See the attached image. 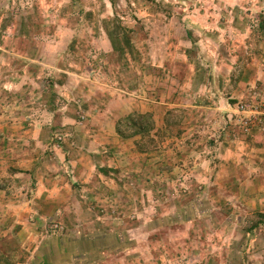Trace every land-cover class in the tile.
<instances>
[{"label": "rangeland", "instance_id": "1", "mask_svg": "<svg viewBox=\"0 0 264 264\" xmlns=\"http://www.w3.org/2000/svg\"><path fill=\"white\" fill-rule=\"evenodd\" d=\"M263 11L264 0H0V150L8 152L0 153V172L19 155L48 151L47 138L61 146L68 132L56 122L63 106L54 83L102 58L105 89L133 92L132 112L150 113L156 128L146 152L115 132L134 151L121 149L123 172L114 175L115 192L131 200L130 209L114 211L125 217L123 230L135 232L118 245L135 246V264H146L151 232L159 264H264V220L252 227L262 219L252 204L264 192L243 188L254 187L255 172L225 167L209 149L224 119L209 109L224 98L213 90L217 80L238 65L264 68ZM104 45L111 51L102 54ZM262 79L229 99L241 132L261 123L254 116L264 106ZM72 111L84 120L80 108ZM35 135L41 142L29 147ZM25 181L29 190L33 182Z\"/></svg>", "mask_w": 264, "mask_h": 264}, {"label": "crops", "instance_id": "2", "mask_svg": "<svg viewBox=\"0 0 264 264\" xmlns=\"http://www.w3.org/2000/svg\"><path fill=\"white\" fill-rule=\"evenodd\" d=\"M231 26L235 27V22ZM107 47H101L102 54L111 51ZM101 59L90 61L96 69L88 63L91 66L83 75L63 71V79L54 83L55 93L62 98L57 96V100L63 106L56 122L68 132L61 146L55 147L53 139L47 138L51 142L48 151L19 155L0 172V264H135L140 259L134 253L135 246L118 245L122 236L133 230H128L129 227L123 230L125 217L114 211L122 206L131 207L130 199L127 201L123 194L115 192L119 179L114 175L123 172L121 162L125 151L121 149L134 152L128 142L119 141L114 125L119 116L132 112L137 104L133 92L105 89L99 77ZM239 68L238 65L231 69L213 88L215 92L222 91L224 98L214 101V107L209 109L224 119L219 122L222 126L219 138L214 139L209 149L211 157L223 160L225 167L239 165L243 175L255 172L250 178L254 187L243 188L264 192V106L263 110L259 109L261 117L254 116L261 123L251 129L244 128L248 130L244 133L233 116L237 113V102H229L232 98H242L244 95L239 92L247 85L259 82L261 77L264 80V68L258 65L253 71ZM177 106L192 107L181 103ZM74 107L85 114L83 121L72 115ZM213 123L209 127L215 130L218 122ZM30 138L29 147L41 142L38 135ZM0 153L8 155L7 151ZM195 172L199 173V169ZM26 178L33 182L29 190L25 186ZM252 205L253 209L259 207L258 212L264 215V198ZM53 224L58 228H53ZM147 234L149 253L141 259L147 260L146 264H159L161 250L154 251L156 242L151 239L155 237L151 232Z\"/></svg>", "mask_w": 264, "mask_h": 264}, {"label": "trees", "instance_id": "3", "mask_svg": "<svg viewBox=\"0 0 264 264\" xmlns=\"http://www.w3.org/2000/svg\"><path fill=\"white\" fill-rule=\"evenodd\" d=\"M113 3V0H108ZM129 43V38H127ZM114 129L122 140L135 139L134 145L138 152H146V142L154 145V133L156 132L155 123L150 113L131 112L116 120ZM145 142V143H144ZM264 218L263 214L259 215ZM261 219L255 223L257 226ZM251 227V229H252Z\"/></svg>", "mask_w": 264, "mask_h": 264}, {"label": "built area", "instance_id": "4", "mask_svg": "<svg viewBox=\"0 0 264 264\" xmlns=\"http://www.w3.org/2000/svg\"><path fill=\"white\" fill-rule=\"evenodd\" d=\"M246 108H247V106H245V105H240V106H239V111L244 112V111L246 110ZM255 119H256V118H255ZM256 120H257V119H256ZM248 124H251V121H243V125L248 126ZM52 227H53V228H58V225L53 224Z\"/></svg>", "mask_w": 264, "mask_h": 264}]
</instances>
